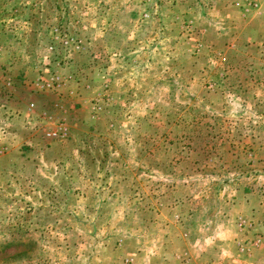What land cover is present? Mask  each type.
Listing matches in <instances>:
<instances>
[{
  "label": "rangeland",
  "instance_id": "374dc122",
  "mask_svg": "<svg viewBox=\"0 0 264 264\" xmlns=\"http://www.w3.org/2000/svg\"><path fill=\"white\" fill-rule=\"evenodd\" d=\"M236 230L263 259L264 0H0V264H240Z\"/></svg>",
  "mask_w": 264,
  "mask_h": 264
},
{
  "label": "crops",
  "instance_id": "0c3cea01",
  "mask_svg": "<svg viewBox=\"0 0 264 264\" xmlns=\"http://www.w3.org/2000/svg\"><path fill=\"white\" fill-rule=\"evenodd\" d=\"M249 201H247V200H245V203L248 205V207L250 208V213H249V216H250V218H252V212H251V199H253V197H249V198H247ZM253 225L254 226H257V223H253ZM243 226V225H242ZM237 231V230H236ZM264 232V231H263ZM237 233L239 234V236H242V237H240L238 240H237V242H238V244H237V248H238V250L237 251H239V252H237V253H239V254H237V257H235L236 259H243L244 257L243 256H245V257H247L248 259L246 260V259H244V260H242V262L240 263V264H264V258L262 259V258H258L257 259V257H258V255H252L251 254V250H252V245L251 244H247V243H245L244 242V239L245 240H247L248 239V236L247 235H250V236H252V233L251 232H248L249 234H247L246 236H245V234L244 233H240V232H238L237 231ZM264 235V234H263ZM239 236H237V237H239ZM259 238L258 239H261V240H264V236L262 237V236H258ZM264 246V245H263ZM263 246H262V248H263ZM261 249V248H260ZM259 249V251H261V252H264L263 250H260ZM246 255H248V256H246Z\"/></svg>",
  "mask_w": 264,
  "mask_h": 264
},
{
  "label": "built area",
  "instance_id": "2783aa9c",
  "mask_svg": "<svg viewBox=\"0 0 264 264\" xmlns=\"http://www.w3.org/2000/svg\"><path fill=\"white\" fill-rule=\"evenodd\" d=\"M65 42L67 43L68 41L66 40Z\"/></svg>",
  "mask_w": 264,
  "mask_h": 264
}]
</instances>
